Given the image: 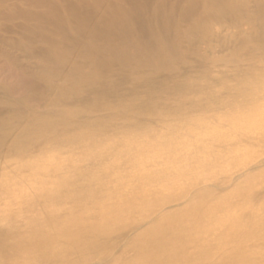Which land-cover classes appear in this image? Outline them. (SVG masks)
I'll return each mask as SVG.
<instances>
[{"label":"bare ground","instance_id":"bare-ground-1","mask_svg":"<svg viewBox=\"0 0 264 264\" xmlns=\"http://www.w3.org/2000/svg\"><path fill=\"white\" fill-rule=\"evenodd\" d=\"M228 68L264 81V0H0V126L22 116L35 126L0 135V189L56 179L38 202L45 227L0 228V264H264V158L172 198L143 183L104 195L119 177L157 172L133 171L142 161L187 171L171 147L139 157L146 147L129 132L227 113L249 91L239 77L224 85ZM13 96L27 109L10 107ZM123 103L121 117L111 112ZM241 139L264 152V131ZM65 152L80 155L43 163ZM90 208L106 222L76 215Z\"/></svg>","mask_w":264,"mask_h":264},{"label":"rangeland","instance_id":"rangeland-1","mask_svg":"<svg viewBox=\"0 0 264 264\" xmlns=\"http://www.w3.org/2000/svg\"><path fill=\"white\" fill-rule=\"evenodd\" d=\"M228 53L229 50L225 49L219 54L227 55ZM224 73L233 75L234 81L235 77H239L241 81L238 86H243L249 90L246 94L235 98L234 102L230 103V107L226 108L227 113L222 114L224 112H219L209 119H194L183 124L181 127L162 129L149 124L136 131L130 130L129 132L141 137L139 143L146 147L143 152L138 154L139 157H143L148 161L154 153H166V150H169V147H171L175 152L179 153L177 154L178 156L188 162L189 168H187V171L182 172L178 167L175 170L165 167L162 169L152 168L149 167L150 165H155L152 160L148 161L150 164L142 161V163H137V167H132L133 171L136 172L138 170L136 168H139L144 169L143 171L154 169L157 172L151 173V175L143 174L142 178H129L130 181L129 179L123 180L122 177H119L113 180L114 182L111 181L110 186L104 190L105 196L114 195L113 191L118 188H121L129 195L131 193L129 188L132 185L143 183L140 189L146 188L145 190L169 192L166 198H172L183 188L196 183H204L210 179L218 180L223 177L234 176L240 169L252 165L256 160L264 158V152L250 148L243 139L234 142L238 135L248 136L254 131H264V81L259 82V77L254 80L250 79L249 74H246V72L237 71L233 68H228ZM233 78L230 77L225 80L224 85L230 87L237 86ZM221 86L222 84H218L215 89H219ZM125 104H120V106L115 107L111 112L121 117L122 112L130 110L129 105L126 106ZM84 107L88 108L90 104ZM181 153L183 154L181 155ZM75 154L65 152L58 159H53L51 154H47L48 157L43 163L59 166L80 155L77 152ZM189 154L192 155L189 156ZM9 162L12 163L10 160ZM101 169L99 168V171ZM104 177H100L99 180L102 181L105 179ZM28 179L32 181L31 184L28 183ZM44 180L46 183L42 184L39 182V177H31L27 178V184L20 187L16 188V186L13 187L11 184H6V188L0 189V228L3 231H16L27 235L41 226L45 227L47 218L42 212V205L39 206L38 202L43 195L54 193L52 187L56 179L46 178ZM64 195L66 194L55 197L50 202L58 203ZM28 202L37 203L33 207L26 204ZM63 202L66 205L68 199L63 200ZM143 205L138 206L133 213L143 215L145 212L142 209ZM63 207H67V205ZM144 207L149 206L147 204ZM94 212L96 211L92 208L83 209L77 212L76 215L87 220L102 222H106L109 217L107 213L94 215ZM110 213L121 218L125 217L121 209H112ZM68 218L70 216L65 217V219ZM175 222L178 223V221Z\"/></svg>","mask_w":264,"mask_h":264},{"label":"clouds","instance_id":"clouds-1","mask_svg":"<svg viewBox=\"0 0 264 264\" xmlns=\"http://www.w3.org/2000/svg\"><path fill=\"white\" fill-rule=\"evenodd\" d=\"M0 106H3L2 103H0ZM10 107H13L17 111H20L22 109H27L28 105L18 103V96H13L12 103L9 105ZM34 124L32 123L31 116H22L17 121V123L12 127H4L0 126V135H4L7 137H12L13 139H16L20 136H28L30 135L34 130Z\"/></svg>","mask_w":264,"mask_h":264}]
</instances>
